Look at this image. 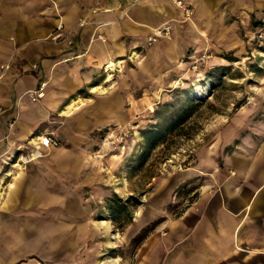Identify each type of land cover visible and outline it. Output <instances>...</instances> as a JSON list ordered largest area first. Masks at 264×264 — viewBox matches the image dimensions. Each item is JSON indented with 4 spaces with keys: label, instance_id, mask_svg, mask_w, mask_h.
Returning <instances> with one entry per match:
<instances>
[{
    "label": "crops",
    "instance_id": "obj_1",
    "mask_svg": "<svg viewBox=\"0 0 264 264\" xmlns=\"http://www.w3.org/2000/svg\"><path fill=\"white\" fill-rule=\"evenodd\" d=\"M45 1L0 0V264H24L25 210L39 228L46 222L53 253L64 237L72 254L73 220L90 226L91 215L82 219L75 185L91 186L94 196L107 193L105 183L114 192L121 185L119 156L94 147V134L153 109L184 74L186 54L225 30L227 15L264 14V0H183L189 16L173 0H57L68 41L54 43L46 38L54 9ZM164 27L169 38L156 32ZM41 85L42 95L30 99ZM42 135L57 143L41 146ZM198 159L195 198L175 216L161 212L133 264H264V134Z\"/></svg>",
    "mask_w": 264,
    "mask_h": 264
},
{
    "label": "rangeland",
    "instance_id": "obj_2",
    "mask_svg": "<svg viewBox=\"0 0 264 264\" xmlns=\"http://www.w3.org/2000/svg\"><path fill=\"white\" fill-rule=\"evenodd\" d=\"M43 7L54 9L50 17L55 26L63 24L57 0H47ZM226 18L225 30L217 31L216 37L206 38L203 46L186 54L184 74L163 89L153 109L138 110L125 124L108 126L94 134L98 138L94 147L100 145L105 154L119 156L115 177L121 185L119 189L115 186L114 192L113 186L105 183L107 193L96 196L91 186L75 185L74 192L84 202L79 207L82 219L88 210L91 215L90 226L73 220L72 254L64 253V237L57 238L62 246L53 253L44 237L46 222L41 221L39 228L25 210L21 224L28 231L19 244L24 264H133L136 248L160 221L161 212L175 216L195 198L203 182L199 167L204 161L198 159L200 156H223L247 145L248 138L264 134V14L249 12ZM185 90L202 104L140 163L141 131L156 122L155 110L162 109L167 101L175 105ZM218 160L220 164L222 159ZM160 196L163 202H156ZM178 199H182L181 208ZM111 206L122 208L112 212ZM150 215L154 217L149 220ZM136 216H145L148 221L135 222ZM30 227L40 230L41 236H33ZM83 229L89 230L88 238L78 237Z\"/></svg>",
    "mask_w": 264,
    "mask_h": 264
},
{
    "label": "trees",
    "instance_id": "obj_3",
    "mask_svg": "<svg viewBox=\"0 0 264 264\" xmlns=\"http://www.w3.org/2000/svg\"><path fill=\"white\" fill-rule=\"evenodd\" d=\"M192 94L185 90L183 98L175 105L167 101L162 104V109L155 110L156 122L150 124L141 131L142 142L138 160L144 162L160 143L164 142L165 137L181 126L194 112L196 107L202 104V100L191 98ZM112 212H119L122 206H111Z\"/></svg>",
    "mask_w": 264,
    "mask_h": 264
},
{
    "label": "built area",
    "instance_id": "obj_4",
    "mask_svg": "<svg viewBox=\"0 0 264 264\" xmlns=\"http://www.w3.org/2000/svg\"><path fill=\"white\" fill-rule=\"evenodd\" d=\"M173 3L180 7L185 16H189L191 13V10L189 8V6H187V4L183 1V0H173ZM159 35H164V36H169V28L168 27H164L162 29H157L156 31ZM49 39L51 42L54 43H61L64 41H68V33H66L63 30V24L61 22H58L57 25L55 26L53 32L49 35ZM42 85L40 86V88L38 89V91H33V90H29L27 92L28 96L30 97V99L32 100H36L37 98H39L42 95ZM38 142L41 146L44 147H48L51 144H56L57 142L50 136V135H42L39 136ZM33 153V152H32ZM32 153L25 155L24 157H26V159H31L32 158Z\"/></svg>",
    "mask_w": 264,
    "mask_h": 264
},
{
    "label": "bare ground",
    "instance_id": "obj_5",
    "mask_svg": "<svg viewBox=\"0 0 264 264\" xmlns=\"http://www.w3.org/2000/svg\"><path fill=\"white\" fill-rule=\"evenodd\" d=\"M107 67H108V69H112V68L114 67V63H109V64L107 65Z\"/></svg>",
    "mask_w": 264,
    "mask_h": 264
}]
</instances>
